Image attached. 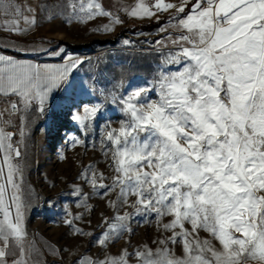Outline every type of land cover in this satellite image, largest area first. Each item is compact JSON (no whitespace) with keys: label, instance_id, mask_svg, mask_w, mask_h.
<instances>
[{"label":"snow or ice","instance_id":"snow-or-ice-1","mask_svg":"<svg viewBox=\"0 0 264 264\" xmlns=\"http://www.w3.org/2000/svg\"><path fill=\"white\" fill-rule=\"evenodd\" d=\"M119 11L157 22L171 15L159 28L166 35L148 42L159 55L151 79L121 78L99 91L114 107L81 102L72 115L81 135L70 145L87 149L91 138L105 164L81 165L70 185L82 211L62 206L63 226L98 250L79 253L75 264H264V0H137ZM38 16L69 25L106 17L93 29L103 33L125 23L103 0H0V32L27 35ZM48 54L66 60L41 65L0 52V264H40L45 255L26 226L30 200L18 158L27 113L35 107L43 115L57 90L84 93L73 76L84 61L63 48ZM17 114L14 141L7 129ZM93 198L103 204L94 228L86 219L95 214ZM133 223L155 226V248L129 251ZM125 237L127 246L112 254ZM64 251L53 247L51 264H61Z\"/></svg>","mask_w":264,"mask_h":264},{"label":"rangeland","instance_id":"rangeland-1","mask_svg":"<svg viewBox=\"0 0 264 264\" xmlns=\"http://www.w3.org/2000/svg\"><path fill=\"white\" fill-rule=\"evenodd\" d=\"M136 2L137 0H103L106 8L118 12L125 21L123 25L117 26L114 33L93 31L98 26L108 23L106 17L97 18L87 24L74 22L69 25L61 23L60 20L49 23L40 16L47 34L54 42L65 46L76 58L84 61L73 72L77 85L84 89V93L81 94L79 88L75 93L61 90L53 106L47 107L44 117L35 111V107L27 113L24 125L25 136L21 146L22 156L18 158L23 170L22 186L26 197L30 200V207L26 213V226L29 232L38 231L50 237L60 249L65 250L63 254L72 260L78 259L79 253L86 251L88 255H97L98 250L94 247L90 248L85 238L75 239L69 229L63 226L62 206L69 205L72 211H82L75 207V198L70 195V185L76 180L81 165L96 163L101 170L105 169L98 145L96 149L91 147V138L87 149L81 146L72 147L68 142L70 136L81 135L78 131L79 125L72 120V115L82 108L81 102L102 101L106 109L114 107L99 95V91L103 90L107 94L113 90L114 83L121 78L125 83L133 78L151 79L152 69L158 63L159 55L152 50L148 42L166 35L159 32L162 25L168 24L161 14L159 22L162 23L153 31H129L139 24L157 21L156 18L134 19L119 11L122 5L132 6ZM116 34L118 37H115ZM124 39L133 41L132 46L123 45ZM105 40L113 42L105 45L95 43ZM7 118L6 115L5 119ZM11 119L13 126L7 130L15 132L14 141H19L20 114L12 116ZM62 156L65 158L62 159ZM50 200L56 204L55 208L49 207ZM89 203L96 205L95 214L86 216V219L92 220V228H94L99 220V213L103 210V204L96 198ZM81 226L85 230H92L87 224ZM133 228L135 232L131 236L129 251L144 243L152 248L156 247L152 241L157 239L159 234L154 225L133 223ZM201 236L207 237L208 234L202 232ZM127 239L125 237L115 243L110 248L111 253L118 254L127 246ZM177 254H180L179 250ZM132 264H135L134 259Z\"/></svg>","mask_w":264,"mask_h":264},{"label":"crops","instance_id":"crops-1","mask_svg":"<svg viewBox=\"0 0 264 264\" xmlns=\"http://www.w3.org/2000/svg\"><path fill=\"white\" fill-rule=\"evenodd\" d=\"M18 2L22 5L31 4L35 6L38 0H18ZM151 2L152 0H149V3ZM166 2L178 3V0H166ZM160 14L164 16V18H166L165 19L166 23H169L168 17L171 15V13L165 12ZM37 20H38L37 25L34 28H32L27 33V35L21 37L13 36L10 33L0 32V50H2L4 54L13 55L18 59L30 60L32 62H34L32 58L41 56L44 59L43 62L38 63L41 65L44 64L59 65L64 63L66 60L65 55L52 56L48 54V52L59 50L60 48L64 49V53L67 56H72L73 58H76L74 54L71 53L69 49H67L65 46L57 44L55 42L53 43L52 42L53 38H51V36L47 34V31L44 28L43 23L40 19V16L37 17ZM21 26L26 27V25L23 24ZM19 48H26L27 52L14 51V49H19ZM45 49H47V52L44 51ZM60 91L61 90H57L53 94V98L49 101L48 106L51 105L53 106V104L56 102L57 98L59 97ZM10 99H15V98L12 97ZM2 106L3 104L0 103V107ZM29 234L30 237L34 239L38 251L43 252L45 254L44 256L39 257L40 264H44L45 260L48 261V264H51L53 257L49 253L51 252L53 247L59 248L58 245L50 237H48L47 235L41 232L33 231V232H29ZM76 260H72L71 258L63 254V261L61 262V264H75Z\"/></svg>","mask_w":264,"mask_h":264},{"label":"trees","instance_id":"trees-1","mask_svg":"<svg viewBox=\"0 0 264 264\" xmlns=\"http://www.w3.org/2000/svg\"><path fill=\"white\" fill-rule=\"evenodd\" d=\"M193 2H195V0H193ZM162 22H149L147 24H139L137 26H135L134 28H132L131 30L129 31H133V32H136V31H145V32H150V31H153L154 29H156L157 27H159V25H161ZM124 31V30H123ZM120 34V33H119ZM115 37H118V34H116ZM52 42L54 43V40H52ZM113 41H108V40H105V41H99V42H95L99 45H105L107 43H112Z\"/></svg>","mask_w":264,"mask_h":264},{"label":"built area","instance_id":"built-area-1","mask_svg":"<svg viewBox=\"0 0 264 264\" xmlns=\"http://www.w3.org/2000/svg\"><path fill=\"white\" fill-rule=\"evenodd\" d=\"M0 52L3 53L2 50H0ZM32 60H33L35 63H40V62H43V61H44L43 57H41V56H39V57H34V58H32ZM42 117H44V115H43ZM0 155H1V154H0Z\"/></svg>","mask_w":264,"mask_h":264}]
</instances>
